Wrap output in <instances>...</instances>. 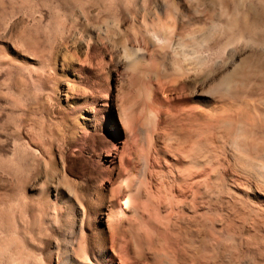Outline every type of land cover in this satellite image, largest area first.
<instances>
[{"label": "rangeland", "instance_id": "374dc122", "mask_svg": "<svg viewBox=\"0 0 264 264\" xmlns=\"http://www.w3.org/2000/svg\"><path fill=\"white\" fill-rule=\"evenodd\" d=\"M235 1L252 19L261 15ZM134 3L0 0V264H59L65 249L66 264H264V115L252 108L264 107V70L225 74L211 88L239 91L237 108L224 98L230 105L220 115L241 122L186 124L204 135L189 150H199L202 167H189L178 119L186 108H208L161 77L178 51L147 59L143 11L128 10ZM204 5L208 14L214 4ZM123 45L140 46L147 59L133 77L118 65ZM103 93L107 101L97 99ZM253 158L262 165L246 164ZM48 186L55 207L41 195ZM126 188L129 206L110 220ZM69 205L81 223L72 233ZM102 246L105 261L96 255Z\"/></svg>", "mask_w": 264, "mask_h": 264}, {"label": "bare ground", "instance_id": "6f19581e", "mask_svg": "<svg viewBox=\"0 0 264 264\" xmlns=\"http://www.w3.org/2000/svg\"><path fill=\"white\" fill-rule=\"evenodd\" d=\"M168 1H170L171 6L168 5ZM204 1L205 0H135L134 5H129L128 7L129 12L134 15L136 13V6H140L143 11L141 18L146 25V30L144 32H141V36L144 43L150 49L147 57L148 60L155 61L157 57L167 58L169 56L168 50L170 49L173 51H178L181 55L180 59L175 63V66L172 65L174 67L167 68L161 74V77L165 79L167 78L168 81H170L174 85L179 83L182 84L183 91L185 92V100H194L205 108H208L207 111L206 109L202 110V108L199 107L186 108L183 112V118L178 119L180 123L183 122V125H179V129L184 132L182 141L180 142L182 144L186 143V145L188 146V148H185L183 146L186 145L184 144L182 146V144L179 142V144H181L179 146V149L183 152V154H185V157L188 160L189 167L198 169L202 167L203 163L200 159H198L199 150H197L198 152L196 151L197 154L195 153V155H192L189 150L192 149V146H194L195 148H199L200 146L198 145L201 144L199 136L201 135L203 137L204 135L200 134L201 130L194 131V127H191L193 131L187 129L186 124L189 125L190 123L194 122L197 125L200 121H213V124L216 127L220 125L224 126L225 124V126L230 129L233 122H241V118H236V121L229 119L225 120L220 115V113L225 110L224 108H227V105L233 104V106L237 108L236 105L238 104H236L235 102L238 101V97L240 99V96L238 95L239 91L237 92L235 89L233 91L225 90V93L224 91H217L218 89L212 91L211 88L215 87V85L218 84L222 76L225 74L231 73L237 75L255 72L257 73V70H260L262 72L264 70V0H245L248 7L256 5L262 11L261 15L258 18L253 17V19L249 16L248 12H240V3L236 2L235 0H212L214 5L211 8L212 10H209L210 13L208 14L206 12L207 10L205 9ZM149 24L151 25L150 27L148 26ZM151 31L154 32V34L158 37V40L153 39L154 36H151ZM206 41H210L209 45L205 44ZM240 48H247L248 52L245 54L244 58L235 59V53L238 52ZM224 54H227L229 57H231L232 60L230 62H223L221 57ZM208 56L213 57V60H211L209 63L207 62ZM245 58H248L249 60L244 61L243 59ZM118 59V65L120 64L123 68L128 69L130 71L131 77L143 70V65L147 62L143 48L138 45L136 47L130 48L123 45L121 58ZM210 73H213L215 75L217 74V76L213 77L211 81L207 79V76ZM115 74L116 76L118 75L117 73ZM129 79L131 80V78ZM141 93L142 92H139V94ZM263 93L260 92L259 99H262V96H264ZM103 94L104 95L99 96V98L97 99L107 101L105 93ZM148 97L150 98L149 93L147 92L146 99H148ZM86 98L87 97H79V99L84 100H86ZM224 98H227V100L229 99L230 104H228L229 102H225ZM138 100L137 102H139ZM104 103L105 104L101 105L107 104V102ZM146 105H148V103ZM229 107L230 106H228V108ZM252 108L254 113H257H253L254 115H257L258 117H260L261 114L264 115V107L252 104ZM148 109L149 108H147L146 110L148 111ZM149 112L151 113V111ZM243 114L244 115L242 117L246 120V118L251 113H248V115L245 113ZM252 118L255 117L253 116ZM211 125L212 123H210V126ZM126 132H128V129H126ZM252 135L253 134L251 133V137ZM247 137L248 136H246V139ZM250 146L251 144L245 142L244 139L243 149L246 148V150L248 151ZM245 152L246 151H244L243 153ZM254 153H256V151ZM246 162H248L246 164L255 165V167L256 165L260 164L254 163V158L253 164L249 160H247ZM243 164L244 163H242V166ZM51 187L48 186L42 189L41 195L44 197L43 199L46 201L48 207H50L51 205L55 207V204L53 203L54 199L52 200L51 197ZM130 197V190H127L126 188L124 192L122 191V197L120 200L121 207L117 210V213H110V220H112V218L115 219L118 214H122V208H128ZM76 211L77 208L74 205L67 206L65 218L68 222L67 228L69 233H72V229L75 226H79V228L81 226L78 218L75 217ZM53 216V220H56V215L53 214ZM63 235L64 237H66L65 232L63 233ZM80 246L82 247V244ZM65 250L67 251L64 255L63 261L59 264H66V261L71 256L68 249ZM105 250L106 249L103 248V246L96 248V255H98V259L102 261H105L107 259ZM83 256L85 258L83 261H88L87 255L83 254Z\"/></svg>", "mask_w": 264, "mask_h": 264}]
</instances>
